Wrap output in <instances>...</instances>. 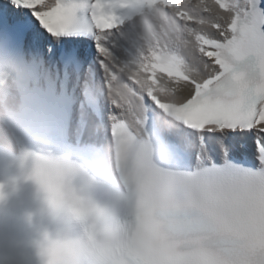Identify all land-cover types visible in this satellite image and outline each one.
I'll use <instances>...</instances> for the list:
<instances>
[{"label":"snow or ice","instance_id":"obj_1","mask_svg":"<svg viewBox=\"0 0 264 264\" xmlns=\"http://www.w3.org/2000/svg\"><path fill=\"white\" fill-rule=\"evenodd\" d=\"M0 59L62 183L132 217L56 264H264V0H0Z\"/></svg>","mask_w":264,"mask_h":264},{"label":"clouds","instance_id":"obj_2","mask_svg":"<svg viewBox=\"0 0 264 264\" xmlns=\"http://www.w3.org/2000/svg\"><path fill=\"white\" fill-rule=\"evenodd\" d=\"M145 33L153 25L139 22ZM106 189L63 183L55 194L37 188L35 209L29 221L36 225L29 241L28 264H56L59 246L69 237L90 250L119 252L130 238L132 217L129 210L103 195Z\"/></svg>","mask_w":264,"mask_h":264},{"label":"bare ground","instance_id":"obj_3","mask_svg":"<svg viewBox=\"0 0 264 264\" xmlns=\"http://www.w3.org/2000/svg\"><path fill=\"white\" fill-rule=\"evenodd\" d=\"M42 178H43V176H42Z\"/></svg>","mask_w":264,"mask_h":264}]
</instances>
